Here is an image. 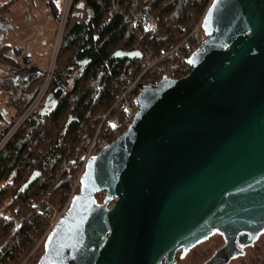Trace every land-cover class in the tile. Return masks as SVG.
I'll return each mask as SVG.
<instances>
[{
	"label": "water",
	"instance_id": "obj_1",
	"mask_svg": "<svg viewBox=\"0 0 264 264\" xmlns=\"http://www.w3.org/2000/svg\"><path fill=\"white\" fill-rule=\"evenodd\" d=\"M202 28L189 75L144 85L132 124L87 161L36 264H175L214 234L203 264H228L264 232V0H212Z\"/></svg>",
	"mask_w": 264,
	"mask_h": 264
},
{
	"label": "trees",
	"instance_id": "obj_2",
	"mask_svg": "<svg viewBox=\"0 0 264 264\" xmlns=\"http://www.w3.org/2000/svg\"><path fill=\"white\" fill-rule=\"evenodd\" d=\"M37 1L46 6L49 19L58 25L64 0ZM115 1L118 11L113 10L111 0H71L46 92V96L50 94L56 101L55 109L42 113L41 107L36 108L0 149V264H18V254H27L42 232L35 220L39 228L27 242L26 231L31 225L23 222L16 227L10 214L30 217L28 199L40 193H50L54 203L63 202V192L76 176V153L83 149L81 141L100 124L102 131L111 132L119 119L118 109L110 110L117 99L115 87L122 71L135 59L112 55L117 51H135V45H148L159 52L179 43L180 33L188 31L189 23L199 19L210 2ZM8 3H0V24L9 13ZM82 9L88 12L86 18H79L75 13ZM135 16L140 25L135 23ZM146 16L153 29L139 34L147 24L143 22ZM57 25L52 41L56 38ZM10 46L5 43L0 47V66L14 70L0 84L9 93L10 107L9 111L5 110L7 115L0 112V140L37 95L47 71L37 64H29V52H25L21 61L20 48ZM8 51L13 53L12 57ZM112 139H115L113 133ZM34 171L39 172L38 178L22 189ZM97 198L101 200L100 195ZM257 260L264 263V257Z\"/></svg>",
	"mask_w": 264,
	"mask_h": 264
},
{
	"label": "built area",
	"instance_id": "obj_3",
	"mask_svg": "<svg viewBox=\"0 0 264 264\" xmlns=\"http://www.w3.org/2000/svg\"><path fill=\"white\" fill-rule=\"evenodd\" d=\"M70 1L71 0H66V3L68 2V4H70ZM111 2L114 10L119 7L115 0H111ZM66 14L67 10L65 13V9H63L62 16L64 18L66 17ZM152 29L153 25L151 24L148 27V32L152 31ZM62 30L63 27L61 25L58 26L55 45L53 47L52 65H50L49 69L46 71L45 80L40 90L22 115L6 132L4 138L0 142V149L18 128V126L24 122L25 118L39 106L42 107L47 88L52 77L54 62L60 46ZM180 37V43L170 45L168 49H162L159 52H156L148 45L134 46L133 50L139 52L140 57L134 58V63L130 64L127 69L121 73L120 79L115 87L117 90V99L111 107V109H118L120 119L116 125H112L111 132L102 131V125L100 124L90 134V136L81 141L83 149L81 151H77L76 153V158L78 159V169L71 189L65 193L66 197L64 201L54 203L51 199L50 193H40L38 196L28 199V206L32 210V215H30V217L29 215H24L22 213L19 216L13 213L10 214V217L12 218V221L15 222L14 225L16 227L18 224L23 222L31 225L30 229L26 231L27 242L34 238V231L39 228V226L34 224L35 220L40 223V229L42 231L40 237L27 254H18V264L29 263L28 258L35 252L37 247L44 243L46 237L55 227L58 220L68 210L73 196L80 191L81 177L84 173L88 159L91 156L99 154L100 151L113 140L112 133L117 136L131 125L136 112L138 111L136 99L142 93L144 85H156L165 78L174 80L176 77V72L173 68L174 65H182L181 71H183L184 75L190 73L192 68L189 64V59L197 51L205 39L202 28V16L197 22H193L190 25L187 32H184L183 30L180 33ZM20 227L21 226L18 228Z\"/></svg>",
	"mask_w": 264,
	"mask_h": 264
},
{
	"label": "rangeland",
	"instance_id": "obj_4",
	"mask_svg": "<svg viewBox=\"0 0 264 264\" xmlns=\"http://www.w3.org/2000/svg\"><path fill=\"white\" fill-rule=\"evenodd\" d=\"M9 2V13L5 14V18L0 24V47L8 43L11 46H18L19 58L21 61L25 52H29V64L39 65L41 68L48 70L52 65L54 41V28L57 25L52 19H49V11L46 6L35 0V2L27 3L25 0H0V3ZM169 2V0H168ZM8 3V4H9ZM79 18H86L88 12L85 9L77 10ZM200 19V18H199ZM199 19L192 21L197 22ZM50 20V21H49ZM59 24V22H58ZM58 32V25L56 36ZM53 46L51 48V44ZM180 43V42H179ZM10 46V47H11ZM168 49V48H167ZM7 54L12 57L13 53L8 51ZM17 57V58H18ZM14 70L8 66H0V84L5 77L9 76ZM9 93L0 86V108L9 111L7 100ZM40 108V106H39ZM14 113L12 109L11 113ZM3 147V146H2ZM10 229V227H8ZM224 244L223 238L219 234H214L208 240L200 242L195 247L188 250L183 258L177 255L176 264H203L218 248ZM255 247H258L256 249ZM254 248H246L245 255L234 258L229 264L237 263L241 260L251 262L254 256H264V232L259 236L255 242ZM44 246L41 244L35 252L28 258L30 264H36L40 255L43 253Z\"/></svg>",
	"mask_w": 264,
	"mask_h": 264
},
{
	"label": "bare ground",
	"instance_id": "obj_5",
	"mask_svg": "<svg viewBox=\"0 0 264 264\" xmlns=\"http://www.w3.org/2000/svg\"><path fill=\"white\" fill-rule=\"evenodd\" d=\"M70 2H71V1H70ZM211 2H212V0H210L208 6L210 5ZM208 6H207V7H208ZM207 7H206V9H207ZM69 8H70V4H68V2L66 3V0H64L63 6H62V10L65 9V13H66V10H67V14H66V17L64 18V17L62 16V11H61V16H60V19H59V24H58V26L61 25V26L64 28V25H65V22H66L67 15H68V13H69ZM112 8H113V7H112ZM206 9H205V10H206ZM113 10H114V9H113ZM118 10H119V7H117V9H115L114 11H118ZM204 12H205V11H204ZM203 14H204V13H203ZM202 17H203V15H202ZM134 21H135V23H136L137 25H140V24H141V21L138 19L137 16L134 17ZM143 22H146L147 24L144 25V26H142V29H141V31L139 32V34H141L142 32H148V27L151 25V24L149 23V22H150V19H149V17H147V16L144 17ZM62 31H63V30H62ZM149 47H150V46H149ZM150 48H151V47H150ZM181 66H182V65H174V66H173V68H174V70H175V72H176V77L174 78V80L182 79V78L186 77L187 75H189V73H188V74H185V75L183 74V71H181V68H182ZM126 69H127V68H126ZM126 69H124V70H126ZM124 70H123V71H124ZM123 71H122V72H123ZM180 71H181V72H180ZM182 74H183V75H182ZM165 79H168V78H165ZM163 80H164V79H163ZM169 80H171V79H169ZM157 84H158V83H157ZM154 85H155V84H154ZM45 99H46V97H45ZM45 99H44V101H45ZM111 110H112V109H111ZM136 113H137V112H136ZM119 119H120V117H119ZM119 119H118L117 122H115L113 125H116V124L118 123ZM131 124H132V123H131ZM11 127H12V126H11ZM11 127H10V128H11ZM18 127H19V126H18ZM10 128H9V129H10ZM126 129H128V127H127ZM126 129H125V130H126ZM125 130H124V131H125ZM15 131H16V130H15ZM15 131H14V132H15ZM124 131H123V132H124ZM123 132H122L121 134L117 135V136L115 135V139H116L117 137H119L120 135H122ZM4 136H5V135H4ZM4 136H3V138H4ZM3 138H2V139H3ZM2 139L0 140V142L2 141ZM115 139H113L111 142H113ZM111 142H110V143H111ZM110 143H109V144H110ZM109 144H108V145H109ZM108 145H107V146H108ZM104 148H105V147H104ZM104 148H103V149H104ZM91 157H92V156H91ZM91 157H90V158H91ZM90 158H89V159H90ZM89 159H88V160H89ZM73 182H74V181H73ZM32 184H33V183H32ZM72 185H73V183H72ZM72 185H71L69 188H67L66 190H64V192H63V196H64V198L66 197V194H65V193L71 189ZM34 197H35V196H34ZM30 198H31V197H30ZM27 203H28V202H27Z\"/></svg>",
	"mask_w": 264,
	"mask_h": 264
},
{
	"label": "flooded vegetation",
	"instance_id": "obj_6",
	"mask_svg": "<svg viewBox=\"0 0 264 264\" xmlns=\"http://www.w3.org/2000/svg\"><path fill=\"white\" fill-rule=\"evenodd\" d=\"M44 103V102H43ZM43 105V104H42ZM0 112H2V113H5V115H7V113L5 112V109H3V108H0ZM224 241V240H223ZM44 244V243H43ZM224 245V244H223ZM255 247V243H254V245H252V246H249V247H245L244 248V254L243 255H241V256H238V257H242V256H244L245 255V249L246 248H254ZM221 248V247H220ZM256 249H257V247H255ZM219 249V248H218ZM217 249V250H218ZM216 251V250H215ZM214 251V252H215ZM179 254V258H183L185 255H186V253L185 254H182V251L181 250H178L177 252H176V255H175V258H176V263H177V255ZM214 254V253H213ZM212 254V255H213ZM262 258V257H264V256H254V257H252L251 258V262H246V261H244V260H241V261H239V262H237V263H234V264H264V263H259V262H257L258 260H257V258ZM237 258V257H236ZM233 260V259H232ZM253 260H256L255 262H253ZM243 261V262H242ZM175 263V264H176ZM230 263V262H229ZM228 263V264H229ZM28 264H30V263H28Z\"/></svg>",
	"mask_w": 264,
	"mask_h": 264
}]
</instances>
